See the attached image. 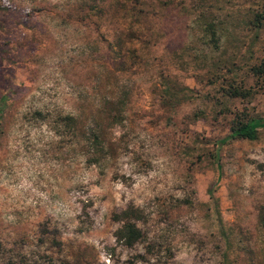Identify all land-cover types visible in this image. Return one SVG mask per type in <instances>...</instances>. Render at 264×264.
<instances>
[{
  "label": "rangeland",
  "instance_id": "rangeland-1",
  "mask_svg": "<svg viewBox=\"0 0 264 264\" xmlns=\"http://www.w3.org/2000/svg\"><path fill=\"white\" fill-rule=\"evenodd\" d=\"M260 1L0 0V264H264V126L224 140L235 114L264 119L246 72L264 55V23L246 26ZM230 82L251 96L225 97ZM95 121L109 149L93 164L79 135ZM128 205L130 248L112 218Z\"/></svg>",
  "mask_w": 264,
  "mask_h": 264
},
{
  "label": "trees",
  "instance_id": "trees-1",
  "mask_svg": "<svg viewBox=\"0 0 264 264\" xmlns=\"http://www.w3.org/2000/svg\"><path fill=\"white\" fill-rule=\"evenodd\" d=\"M88 9L94 14L100 12V7L95 2H92ZM198 19L201 23L199 24L202 26V32L208 37V43L212 48L216 49L218 44L216 25L212 20H206V17L202 13L199 14ZM263 23L264 0H261L254 11L251 12L250 17H248L246 26L249 30L253 31L256 36L262 29ZM248 59H250V57H248ZM246 68L249 78H253L255 82L261 86L262 91L264 92V55L255 58L253 63H248ZM227 73L230 75L234 74L235 70L229 69ZM185 91H187V89H185ZM222 93L225 97L230 99L238 98L243 100L251 96V88L236 86L230 82L227 87L222 90ZM164 94L166 95V100L163 101V105L172 107L177 95L175 93L170 94V90L167 88L166 84L164 85ZM126 100L127 93L122 94L121 98L116 102L109 103L113 106L111 109L112 111L107 114V120L110 122V125L118 124L122 121V108L124 107ZM59 122L70 131L71 134H75L76 122L72 117H61ZM262 126H264V119L253 118L243 114H235L230 121L228 127L229 132L224 140H246L253 142L257 139V129ZM79 137L84 144V154L89 162L93 164L98 163L107 156L109 147L105 140L104 127L98 121H95V123H93L91 127L85 129V131L80 130ZM207 192L208 196L212 198L211 190L207 189ZM112 218L120 223L119 227L113 233L114 240L117 243L130 248L141 239L142 233L139 227H137V223L141 221L142 217L138 208L133 205H128L119 213L112 215ZM258 223L264 232V207L260 208Z\"/></svg>",
  "mask_w": 264,
  "mask_h": 264
}]
</instances>
